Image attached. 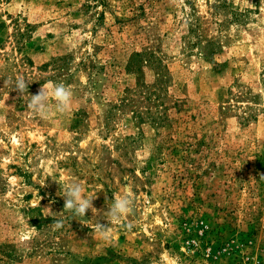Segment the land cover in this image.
<instances>
[{
    "label": "rangeland",
    "instance_id": "obj_1",
    "mask_svg": "<svg viewBox=\"0 0 264 264\" xmlns=\"http://www.w3.org/2000/svg\"><path fill=\"white\" fill-rule=\"evenodd\" d=\"M48 82L68 114L26 108ZM0 264H264V0H0Z\"/></svg>",
    "mask_w": 264,
    "mask_h": 264
},
{
    "label": "clouds",
    "instance_id": "obj_2",
    "mask_svg": "<svg viewBox=\"0 0 264 264\" xmlns=\"http://www.w3.org/2000/svg\"><path fill=\"white\" fill-rule=\"evenodd\" d=\"M31 81H26L23 77H17L15 91H17L24 99L25 91L28 89ZM73 93L63 83L54 84L48 82L42 85L37 94H31L30 100L26 103V108L34 113L39 114L42 118H47L51 113L50 100L55 102V111L61 115L69 113L73 103ZM131 187L126 185L124 194H114V200L108 205V226L97 224L94 228L100 237L107 240L109 239L110 228L109 224L117 222L122 218L128 216L132 212L133 200L131 198ZM64 212L72 214L73 219H78L82 224L84 218L89 210L93 213L97 209L93 206V199L84 195V190L78 183H70L64 191ZM56 227H62L63 223L56 220L54 223ZM129 228L131 225L128 226Z\"/></svg>",
    "mask_w": 264,
    "mask_h": 264
},
{
    "label": "trees",
    "instance_id": "obj_3",
    "mask_svg": "<svg viewBox=\"0 0 264 264\" xmlns=\"http://www.w3.org/2000/svg\"><path fill=\"white\" fill-rule=\"evenodd\" d=\"M134 61L132 62V66L136 69L135 71L140 73L142 70L147 66L153 67L155 63H157V58L153 53L150 54H135ZM146 65V66H144ZM154 68V67H153ZM155 69V68H154ZM157 78L154 80L152 85L146 84L144 81L138 82L139 89L134 91H128V93L137 94L139 91L147 92L148 96H151L152 94L156 93V91L161 87V80L163 79V75L157 72Z\"/></svg>",
    "mask_w": 264,
    "mask_h": 264
}]
</instances>
